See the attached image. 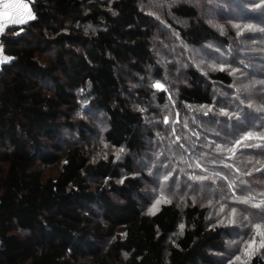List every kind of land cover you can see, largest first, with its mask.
<instances>
[{
  "label": "trees",
  "instance_id": "1",
  "mask_svg": "<svg viewBox=\"0 0 264 264\" xmlns=\"http://www.w3.org/2000/svg\"><path fill=\"white\" fill-rule=\"evenodd\" d=\"M153 1L28 0L30 18L0 32V264H222L231 229L264 240V87L233 71L257 75L254 47L223 26V0H202L218 9L203 17L193 1ZM241 6L264 15V0ZM172 43L177 59L161 61ZM207 43L220 67L190 52ZM91 110L122 160L93 154ZM150 148L189 183L153 212L149 176L132 174Z\"/></svg>",
  "mask_w": 264,
  "mask_h": 264
},
{
  "label": "rangeland",
  "instance_id": "2",
  "mask_svg": "<svg viewBox=\"0 0 264 264\" xmlns=\"http://www.w3.org/2000/svg\"><path fill=\"white\" fill-rule=\"evenodd\" d=\"M179 1V0H178ZM183 2H191L195 3L199 7V16L203 17L207 14H214L217 12L218 9H216L215 5L204 7V3L202 0H181ZM216 0H214L215 2ZM220 1V0H218ZM224 4L223 7L226 8V10H222V13L224 15L219 16L221 19L220 21L223 22V26H232V28L239 33L241 36L242 42L248 43L254 47V51L250 55L251 59H247V61L251 64L252 70L251 72H255V74H250L248 72L240 71L239 69L233 68L234 74L236 72V75L240 79L249 78L250 82L249 84L251 86H261L264 87V15H262V11L258 10L259 8H256L255 11L257 13H249V15L245 16L244 10H242V6H246L248 8H251L254 6H257L259 3L263 2V0H254V2H250L249 0H223ZM157 2L159 0H156L152 2L153 5H157ZM215 4V3H213ZM212 6V7H211ZM252 9V8H251ZM257 19H261V22L257 21ZM165 40H168V37H164ZM256 40V41H255ZM172 38H170L167 43H171ZM257 44H256V43ZM174 43V42H173ZM171 44L170 47H159L158 48V58H161V61L166 60V55L162 54H168L170 56V61H173V59H177L176 56H174V53L177 49L178 44ZM181 48V46H178ZM186 51V49H184ZM190 50V49H189ZM184 51V52H185ZM222 48L217 46L214 43H207L202 45V47L191 49L190 52L198 55L197 60L199 63H211L214 67H220L222 62ZM209 55V57L207 56ZM6 57L2 51V48L0 46V64L3 60H5ZM183 65H180V67L184 68V62ZM225 64V63H224ZM242 89L244 86L240 85ZM245 91V88L243 89ZM261 89L258 88L257 91H260ZM82 112V111H81ZM81 112H76V115L83 116ZM85 116V117H84ZM84 118H86L88 121L92 120V125L94 127V131L89 133L87 135V140L91 141V148L92 152L96 156H108L110 154H113L115 159L122 160L124 156V150L122 148H117L106 141L104 137V132L106 130L105 127V118L102 115L101 112L96 110H91L84 112ZM166 148L169 147L171 152L174 154V150L179 152L177 149L173 147V145L167 143L165 144ZM156 150V148H155ZM148 151H151L147 153ZM144 157L141 158H135L133 160V168L135 171L132 173L133 175H139L140 172H145L149 179L144 182L143 185V195L145 196V202L143 203V208L147 212H153L155 211L159 205L163 202L167 201H174L179 202L180 200H184L185 197L188 194L189 191V183L187 181V177L183 171L179 173L177 176L176 169L173 166V164H167L165 165L162 160H160L158 157L160 154L158 151L153 150V148H150L147 150ZM179 154V153H178ZM150 156V157H149ZM40 168L43 172V176L47 177L48 175H52L57 172L58 166H43L38 164L37 166ZM174 172V175L171 174ZM185 185L184 187H181L182 185ZM186 183V184H185ZM184 188V189H181ZM209 191V190H207ZM200 192H203L202 190ZM211 196L210 193L206 195V197ZM157 201H160V203H157ZM223 209L219 208L216 211V215H220L222 213ZM225 212V211H224ZM223 212V213H224ZM235 215L237 218H241L244 216L245 220H248L247 223H250L251 221H254L252 218L253 216H250L248 214H241L239 212H235L233 214L232 210H227L225 212V216H233ZM264 229V222L259 221V226ZM238 228L231 229V237L228 240V245L226 246L225 251L223 252H214L218 255L219 261H221L222 264H248V260L250 256L258 250L261 255L264 257V246L261 245L262 239L259 237H252L251 239H246L241 236V234H235L237 233ZM241 231V230H240ZM255 239V245L252 248H247L248 244ZM247 249V254H246ZM239 257V259H237Z\"/></svg>",
  "mask_w": 264,
  "mask_h": 264
},
{
  "label": "crops",
  "instance_id": "3",
  "mask_svg": "<svg viewBox=\"0 0 264 264\" xmlns=\"http://www.w3.org/2000/svg\"><path fill=\"white\" fill-rule=\"evenodd\" d=\"M18 2H22L24 4H26L27 10L24 9H14V8H9V9H5L3 7V5L5 3L8 4H13V3H18ZM19 12H25L26 14L22 15L20 17L21 21L24 22L25 20H27L28 18H30L31 13H30V7H29V2L28 0H0V32L2 30H4V28L8 25L13 23L12 20L15 19L17 17V13ZM5 13H7L8 15L6 16ZM11 17V18H9ZM17 23H21V22H17Z\"/></svg>",
  "mask_w": 264,
  "mask_h": 264
},
{
  "label": "snow or ice",
  "instance_id": "4",
  "mask_svg": "<svg viewBox=\"0 0 264 264\" xmlns=\"http://www.w3.org/2000/svg\"><path fill=\"white\" fill-rule=\"evenodd\" d=\"M3 7H4L5 9L14 8V9H17V10H20V9L27 10V7H28V6H27L26 4H24V3H22V2H18V3H13V4L5 3V4L3 5ZM24 14H26V13H25V12H19V11H18V13H17V17H16L15 19H13L12 22H13V23L22 22L21 19H20V17H21L22 15H24ZM5 15L7 16L8 14L5 13ZM9 18H11V17H9ZM156 87H157V88H161L162 85L157 84ZM250 138H251V136L246 137V139H250ZM194 179H195V177H194ZM243 202L246 203L247 201H243ZM157 203H160V201H157ZM233 214H235V210H233ZM181 227H183V226H181ZM256 228L259 229L260 226L257 225ZM254 245H255V239L253 238V240L248 244L247 248H252ZM260 246H264V240L261 241V245H260ZM246 254H247V249H246ZM237 259H239V257H238Z\"/></svg>",
  "mask_w": 264,
  "mask_h": 264
}]
</instances>
